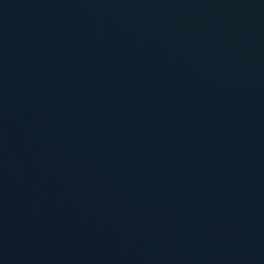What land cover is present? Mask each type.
Masks as SVG:
<instances>
[{"label": "water", "instance_id": "water-1", "mask_svg": "<svg viewBox=\"0 0 264 264\" xmlns=\"http://www.w3.org/2000/svg\"><path fill=\"white\" fill-rule=\"evenodd\" d=\"M0 264H264V0H0Z\"/></svg>", "mask_w": 264, "mask_h": 264}]
</instances>
